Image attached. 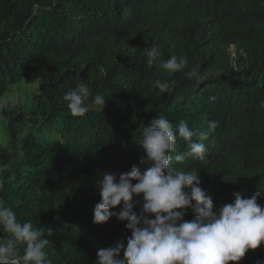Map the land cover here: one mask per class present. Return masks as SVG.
Returning <instances> with one entry per match:
<instances>
[{
	"label": "trees",
	"instance_id": "1",
	"mask_svg": "<svg viewBox=\"0 0 264 264\" xmlns=\"http://www.w3.org/2000/svg\"><path fill=\"white\" fill-rule=\"evenodd\" d=\"M152 47L161 55L149 65ZM171 55L187 57L185 68L160 67ZM25 79L37 94L1 111L0 198L21 223L51 230L49 264H94L99 248L126 245L115 217L93 223L97 184L141 166L142 130L157 116L205 132L218 121L203 141L207 163L174 166L199 173L216 207L258 191L264 206V0H0V98ZM80 84L105 97L103 111L70 114L63 96ZM239 264H264V244Z\"/></svg>",
	"mask_w": 264,
	"mask_h": 264
},
{
	"label": "clouds",
	"instance_id": "2",
	"mask_svg": "<svg viewBox=\"0 0 264 264\" xmlns=\"http://www.w3.org/2000/svg\"><path fill=\"white\" fill-rule=\"evenodd\" d=\"M160 55L155 47L147 50L149 65ZM187 62V57L171 55L160 67L176 73ZM186 75L199 79L196 72ZM155 86L161 92L172 90L168 82L160 80ZM215 99L209 97L211 102ZM63 100L73 117L103 111L106 103L102 94L90 93L85 84L65 93ZM217 127L218 121H210L208 132ZM208 132L193 129L186 121L174 127L167 117L157 116L142 130L141 166L133 165L126 173L102 174L93 223L103 225L115 217L131 235L126 245L119 241L99 248L94 264H239L247 252L264 244V206L257 202L259 191L250 198L234 193L232 203L216 207L202 189L199 173L174 166L187 159L206 164L203 141ZM178 138L186 143L183 152H177ZM118 207L119 211H112ZM189 210L193 216L186 220ZM0 231L9 234L0 238V264H49L46 248L50 241L43 237L50 236L51 230L34 227L31 221L21 223L3 198ZM20 245L22 255L17 253Z\"/></svg>",
	"mask_w": 264,
	"mask_h": 264
},
{
	"label": "rangeland",
	"instance_id": "3",
	"mask_svg": "<svg viewBox=\"0 0 264 264\" xmlns=\"http://www.w3.org/2000/svg\"><path fill=\"white\" fill-rule=\"evenodd\" d=\"M232 51L233 48H230L231 53ZM37 87L38 82L36 80L25 79L20 84L11 86L0 98V143L6 145L10 142V137L5 131L1 111L3 109L22 108L29 98L37 94Z\"/></svg>",
	"mask_w": 264,
	"mask_h": 264
}]
</instances>
